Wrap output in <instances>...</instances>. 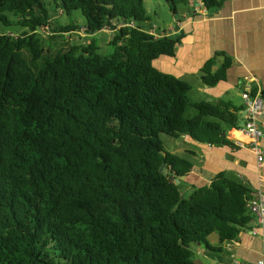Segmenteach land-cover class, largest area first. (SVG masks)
Returning a JSON list of instances; mask_svg holds the SVG:
<instances>
[{"label": "trees", "instance_id": "obj_1", "mask_svg": "<svg viewBox=\"0 0 264 264\" xmlns=\"http://www.w3.org/2000/svg\"><path fill=\"white\" fill-rule=\"evenodd\" d=\"M225 1L165 0L179 19L181 6ZM151 24L145 0H0V26L23 30L0 33V264H196V247L220 253L256 221L246 182L220 173L185 196L161 172L193 169L161 134L233 148L223 133L239 128L240 108L192 102L189 82L157 68L182 35ZM83 26L116 32L115 52L44 49L40 29L64 38ZM225 58L205 84L226 78Z\"/></svg>", "mask_w": 264, "mask_h": 264}, {"label": "crops", "instance_id": "obj_2", "mask_svg": "<svg viewBox=\"0 0 264 264\" xmlns=\"http://www.w3.org/2000/svg\"><path fill=\"white\" fill-rule=\"evenodd\" d=\"M178 19L168 35H182L181 44L174 58L163 57L157 66L182 80L199 75L198 90L203 99L199 102L225 101L240 108L239 128L226 129L223 136L233 145L238 140L246 141L241 125L248 116L242 98L244 83L248 82L255 93L264 92V0H226L221 8L212 11L198 3ZM225 57L231 59L226 78L216 86H208L204 83L205 70L212 66L216 72ZM174 141V149L168 151L193 163L191 173L182 182L186 193L193 191V185L210 187L220 173L264 192V170L258 171L248 149L204 145L186 137ZM255 229L256 222L244 228L238 240L223 245L220 253L196 247V264H258L264 259V244L261 237L252 235ZM208 240L213 245L220 244L218 234Z\"/></svg>", "mask_w": 264, "mask_h": 264}, {"label": "rangeland", "instance_id": "obj_3", "mask_svg": "<svg viewBox=\"0 0 264 264\" xmlns=\"http://www.w3.org/2000/svg\"><path fill=\"white\" fill-rule=\"evenodd\" d=\"M145 5L148 16L150 17L152 23L145 29H147L148 31H153L157 35L171 33V27L175 29L178 17H174L165 0H145ZM189 10L190 7L181 6L179 7V15L183 17V13ZM72 20L77 21L81 25H85V19L79 11L73 14ZM62 21L64 25H68L70 22V20L68 22V20L66 19H62ZM18 30V28H5L3 26H0V33H15L18 35L23 32V30ZM39 32L43 40L44 49L46 51H50L49 49H51V51L54 52L59 49L72 47L73 45L78 46L88 42H95L96 45L100 48L99 53L101 55L111 56L115 52V46L111 45V41L113 40L114 34L116 33L113 30H103L94 34H89L87 33L86 27L83 26V29H81V31H73L71 33H67L64 35V38L60 37L57 34L54 35L52 30H49V28H42L39 30ZM157 68L162 70L159 66H157ZM184 80L190 82L193 86V89L190 93L192 102H199L203 100L202 93H200L198 90V87L200 85V76L197 75L195 77H184ZM191 113L195 114L194 110L190 109L187 114L191 115ZM160 137L167 150L174 149V138L165 134H161ZM181 190L185 196L189 195L188 193H186L187 191L185 190L183 185Z\"/></svg>", "mask_w": 264, "mask_h": 264}, {"label": "built area", "instance_id": "obj_4", "mask_svg": "<svg viewBox=\"0 0 264 264\" xmlns=\"http://www.w3.org/2000/svg\"><path fill=\"white\" fill-rule=\"evenodd\" d=\"M242 98L248 109V116L242 126L246 141L238 140L235 146L248 149L255 157L258 171H262L264 170V99L261 91L255 95L252 94V88L248 82L244 83ZM249 209L255 216L257 224V229L252 231V235L261 237L264 244V192L262 190L257 191L256 198L250 201ZM258 264H264V259Z\"/></svg>", "mask_w": 264, "mask_h": 264}, {"label": "water", "instance_id": "obj_5", "mask_svg": "<svg viewBox=\"0 0 264 264\" xmlns=\"http://www.w3.org/2000/svg\"><path fill=\"white\" fill-rule=\"evenodd\" d=\"M91 34H93V33H91ZM241 125L243 126V125H244V122H242ZM161 172H164L165 175L168 174V175L170 176V179H171L172 181H175V183H176L177 185L181 184L183 181H185V180L187 179V176H183V177H180V178H179V177H177V176L172 175V174L167 170L165 164H164L163 167L161 168Z\"/></svg>", "mask_w": 264, "mask_h": 264}]
</instances>
